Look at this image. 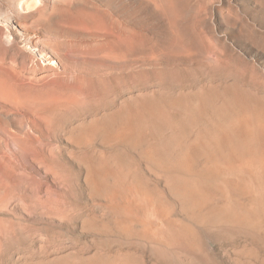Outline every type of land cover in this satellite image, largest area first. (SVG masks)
I'll use <instances>...</instances> for the list:
<instances>
[{
  "label": "rangeland",
  "instance_id": "obj_1",
  "mask_svg": "<svg viewBox=\"0 0 264 264\" xmlns=\"http://www.w3.org/2000/svg\"><path fill=\"white\" fill-rule=\"evenodd\" d=\"M41 3L61 54L0 22V264H264V0Z\"/></svg>",
  "mask_w": 264,
  "mask_h": 264
},
{
  "label": "bare ground",
  "instance_id": "obj_2",
  "mask_svg": "<svg viewBox=\"0 0 264 264\" xmlns=\"http://www.w3.org/2000/svg\"><path fill=\"white\" fill-rule=\"evenodd\" d=\"M44 1L45 0H11L9 2L10 5L5 6L7 3L3 5L0 0V22L3 24L2 26L5 27L3 37L7 45H20L24 50L27 51H32V49H34V51H36L40 57H46L43 48L45 44L46 46H52L55 50H57V52L60 51L61 54L62 44L50 40H45L43 43H41L42 41L40 40V36L38 34L39 30L31 32L28 27L29 25L27 26L24 23V21H27V19H30V21L33 20L32 22L34 24H32L34 26L32 27L42 25L43 28L45 27L44 30H48L49 33H52L51 31L53 30L49 26L48 22L49 18L52 16L51 14L53 13L51 12V14H47L44 9L37 12H35L36 10L32 11L31 9L37 5L40 6V4H42L41 2ZM55 34H57V32H55Z\"/></svg>",
  "mask_w": 264,
  "mask_h": 264
}]
</instances>
